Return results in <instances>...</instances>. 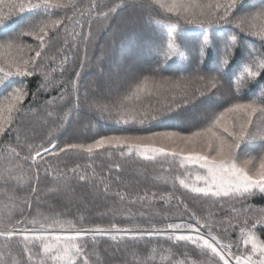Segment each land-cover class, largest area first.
I'll return each mask as SVG.
<instances>
[{"label":"trees","instance_id":"1","mask_svg":"<svg viewBox=\"0 0 264 264\" xmlns=\"http://www.w3.org/2000/svg\"><path fill=\"white\" fill-rule=\"evenodd\" d=\"M189 1L192 9L182 13L169 12L156 0H52L68 7L50 9L47 19L71 17L75 23L65 19L52 45L44 48L40 71L47 74V79L42 74L12 76L0 86V110L4 109L11 119L0 134V232L6 225L11 227L9 221L21 217L27 221L23 225L26 230H55L39 233L45 237L43 242L28 241L32 264L37 260L56 264L45 257L44 244L63 245V237L74 235L65 231L81 226L163 230L168 224L195 225L197 220L201 232L229 244L233 253L259 258L243 240L251 231L264 242V192L256 188L245 198H198L190 188L195 176L204 170L182 166V153L174 158L166 149L167 155L147 156L138 149H126L121 155L119 149L105 147L92 153L73 150L45 154L43 160L25 158L33 144H87L109 135H144L166 129L187 134L185 130L207 127L211 118L231 102L255 101L258 107L264 106V70L255 77L243 71L245 66L256 71L257 65L250 61L264 59V33L249 28L250 15L264 13V0H239L233 15L247 18L244 26L249 29L245 32L235 25L206 24L200 28L185 23L184 16L195 18L207 13V6L215 2ZM18 2L0 0V44L27 27L30 19L45 18L39 12L19 13L12 8ZM112 5L115 7L107 15H97ZM128 5L133 8L127 9ZM134 16L142 17L141 24H131ZM56 31L50 29L51 33ZM170 31L175 34L174 54L168 48ZM105 32L109 33L106 38L102 37ZM233 33L238 35L237 45L220 72L222 40L228 36L230 42ZM205 35L212 46L201 56L199 48ZM24 40L35 47L33 38ZM111 43L115 45L112 49ZM243 45L255 49L254 54ZM30 55L34 52L29 49L0 48V60L4 62ZM111 56L134 64L121 73L124 77L119 80L112 78V68V72L107 69ZM97 70L101 73L99 80ZM197 71L203 76H217L219 83L205 90V82L194 79ZM19 80L25 81L28 95L16 102L10 96ZM237 85L238 101L234 96ZM207 101L214 105L207 111L200 110ZM244 151L255 153L249 148ZM180 179L190 187L180 185ZM205 219L207 228L203 226ZM57 236L62 239L57 241ZM86 237L85 247L94 264H213L218 259L177 241L175 235L170 239L163 231L112 235L89 232ZM0 264H29L21 235H0Z\"/></svg>","mask_w":264,"mask_h":264},{"label":"snow or ice","instance_id":"2","mask_svg":"<svg viewBox=\"0 0 264 264\" xmlns=\"http://www.w3.org/2000/svg\"><path fill=\"white\" fill-rule=\"evenodd\" d=\"M239 0H215L214 3L209 4L208 12L203 13L198 17L184 16L185 23L195 25L203 28L206 24H223V25H235L240 32H245L247 29L244 27L246 22L245 16L233 15L234 10ZM68 7L67 4L52 3V0H19L18 3H13L12 8L17 9L19 13H36L39 12L43 15L44 19H30L27 27L22 28L17 32L10 40L0 44V48L5 46L9 49L16 47L20 49H29L34 52V56H28L27 58L20 57L17 60L11 62H4L0 60V86L4 85L5 78L16 76L28 78L36 74L44 75L47 79L46 73H41V64H43L42 52L46 46H51L52 42L59 35V26L64 23L65 19L71 21V17H61L57 19H47L50 9ZM115 5L109 6L106 12L97 13V15H107ZM169 12L176 11V6L169 7ZM39 15V16H40ZM75 23V21H71ZM3 23V19L0 18V24ZM56 28L55 33H51L50 29ZM253 34V33H249ZM25 37H31L36 41L35 47L27 44L24 40ZM264 39V35L261 36ZM238 41V35L233 33L230 36V42L225 43L222 50V59L220 62L219 71L222 72L223 68L228 65L230 58L233 55V49H235ZM212 46V41L207 35H205L200 48L199 54L203 56L205 49ZM168 48L171 53L176 52L175 46V34L169 32V44ZM251 55V54H250ZM170 58V57H169ZM39 60V63L36 61ZM250 63L257 65V70L254 71L251 66H245L243 71L250 77L260 75V71L264 70V59L257 61L253 58ZM78 76V73H77ZM195 80L205 82V90L215 88L219 83L217 76H203L197 71ZM239 85L234 90L235 99L238 101ZM28 95L27 87L24 80H19L17 85L12 89L11 100L20 102ZM183 103V101L181 102ZM14 107V105H12ZM223 107V106H222ZM11 110V108H10ZM259 112L260 117H264V106L258 107L255 101L251 103L231 102L228 106L224 107V110L219 115L211 118V123L204 128L195 127L185 130L187 134H182L181 131H165L156 132L149 136H126V135H109L96 139L91 143H72L69 142L65 145H57L56 143L49 144H33L28 148L25 158H31L35 160L39 158L44 159L45 154L55 155L57 152L68 153L73 150H82L86 153H92L97 149H104L105 147H115L120 150V154L123 155L124 151L138 149L142 155H148L149 153H161L167 155L163 146L154 147L151 146V142H154L158 137H162L165 140H175L183 142L186 146H193L197 143H202L203 147L200 149H194L189 147L187 155H182L181 165L184 167L195 166L198 169L204 170L202 174L195 176V182L191 186L190 191L197 194V197H230L235 196L237 198H245L246 195H251V190L258 188L260 192H264V156L259 158L258 170L252 169L249 165L253 164L255 158H250L238 162L236 150L240 147L242 141L245 138H251L249 128L253 125V118L257 117ZM230 114H234L235 122L226 120ZM259 118V117H257ZM117 122H120V117H116ZM11 124V119L7 121ZM123 123L127 124L128 120L123 119ZM4 123L0 122V134L4 132ZM35 156H32V153ZM172 157L181 156V152L175 150L170 152ZM39 167V165H37ZM84 179V177H81ZM180 185L188 189L189 183L185 179L179 180ZM182 203V202H181ZM195 216V213H191ZM11 227L5 226L3 232L0 235L15 236L21 235L25 244V250L27 252V258L29 264H32L33 252L31 248H28V241H41L45 240L43 235L33 234L29 236L26 234L27 230L23 225L27 224V221L22 217L15 222L9 221ZM35 223V222H34ZM204 227L209 226V222L204 220ZM200 221L197 220L195 225H182V224H168L165 229L149 228L147 230L142 228H128L124 229L119 226L113 225L110 228H90L86 229L82 226L72 229L74 235H68L63 237L64 244H57L53 247L50 244L45 243L43 247V253L48 260H53L56 264H76L79 260V264H94L92 261L89 250L85 247L87 243L86 234L103 233L112 235L113 233H143L145 231L149 233H158L163 231L170 239L175 235L177 241L189 243L196 248L201 249L206 255L212 254V257L218 258L213 260V264H264V242L258 241L255 233L249 231L246 234V238L243 240L244 245H251V250L258 254V259L254 260L251 255L236 254L231 251L229 244H222L215 236L209 233L207 236L200 231ZM81 237H84L81 240ZM62 238L56 237L59 241ZM115 239V236H113ZM80 240L79 243L76 241ZM36 264H44V260H37Z\"/></svg>","mask_w":264,"mask_h":264},{"label":"rangeland","instance_id":"3","mask_svg":"<svg viewBox=\"0 0 264 264\" xmlns=\"http://www.w3.org/2000/svg\"><path fill=\"white\" fill-rule=\"evenodd\" d=\"M156 1L159 5H161L162 7L166 8V9H168L169 7H173L175 5L176 11H173V12L188 13L193 7V4L189 0L188 1L156 0ZM132 8H133L132 5L127 6V9H132ZM141 21H142V17H139V16H134V17H132V20H130V22H132L131 24L133 26H137V25L141 24L140 23ZM249 22L251 25V26H249L250 29H252L254 31H255V29H258V30H260V33H264V13H262V14L256 13L254 16L250 15ZM244 27L246 29H249L246 26H244ZM107 33L106 32L103 33L102 37L106 38ZM228 38H229L228 36L223 38L222 43L224 45L227 42ZM110 46H111V49L113 47H115V45L113 43H111ZM242 47H244L248 51H251L247 48L246 45H243ZM251 52L254 54L255 49H254V51H251ZM117 60H118V58L116 59L114 56H111L109 59V62H107V69H110L111 72L113 69L112 78L114 80H117V79L119 80V77L120 78L124 77V76H122L123 74H121V73L122 72L125 73L126 70H128L130 67L132 68L134 66V64H132V61L131 62L130 61L129 62H121V61H119V60L117 61ZM97 72L99 73V70H97ZM96 76H97L96 77L97 80H99L101 78V73L97 74ZM91 77H95L93 73L91 74ZM95 81H96V79H95ZM213 105H214V103L212 101H207L205 103V105L200 107V110H202V111L206 110L207 111ZM257 117H259V118H257ZM257 117L253 118V121H254L253 125H252V127L249 128V132L251 133V138H245V140L241 142L240 147L236 150L237 158H239L238 162H242L243 160L250 159V158H255L253 161V164L249 165L250 168L255 169V170H258L259 158L264 156V117H260L259 112H257ZM8 119H9V117L6 114V111H4V109H1L0 110V122L4 123V128L8 124L7 123ZM226 120L234 123L235 122L234 114H230L228 117H226ZM165 131H177V130L166 129V130L154 131V132L149 133V134L133 135V136H149V135H153L156 132H165ZM182 134H184V133H182ZM250 144H261V146H263V147L262 148L261 147H258V148L250 147L249 146ZM151 145L163 146L166 150H170V151L175 150L177 152H181L184 155L189 154V152H188L189 147L194 148V149H200L203 147L202 143H197L196 145H193V146H186L183 142H179V141H175V140H165L162 137H158L154 142H151ZM245 147L249 148L250 151L255 152V153L245 152L244 151V149H246ZM26 233H28V231ZM34 233L51 234V233H53V231L46 230V231H40V232H34ZM65 233L66 234H74L72 231H68V230L65 231ZM202 234H204L205 236L208 235V234H205L203 232H202ZM233 264H234V262H233Z\"/></svg>","mask_w":264,"mask_h":264}]
</instances>
